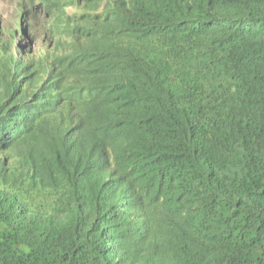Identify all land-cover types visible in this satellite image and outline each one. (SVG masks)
Listing matches in <instances>:
<instances>
[{"label":"trees","instance_id":"obj_1","mask_svg":"<svg viewBox=\"0 0 264 264\" xmlns=\"http://www.w3.org/2000/svg\"><path fill=\"white\" fill-rule=\"evenodd\" d=\"M11 1L0 264H264V0Z\"/></svg>","mask_w":264,"mask_h":264},{"label":"clouds","instance_id":"obj_2","mask_svg":"<svg viewBox=\"0 0 264 264\" xmlns=\"http://www.w3.org/2000/svg\"><path fill=\"white\" fill-rule=\"evenodd\" d=\"M4 2L0 0V11L2 12L5 19L7 18L3 13ZM3 42L7 45V48L12 52H23L30 45L29 41L22 40L20 38H2Z\"/></svg>","mask_w":264,"mask_h":264},{"label":"rangeland","instance_id":"obj_3","mask_svg":"<svg viewBox=\"0 0 264 264\" xmlns=\"http://www.w3.org/2000/svg\"><path fill=\"white\" fill-rule=\"evenodd\" d=\"M2 1L7 2L4 3L5 5L3 7V13L5 14L6 17H10L11 15H13L14 5L11 0H2Z\"/></svg>","mask_w":264,"mask_h":264}]
</instances>
